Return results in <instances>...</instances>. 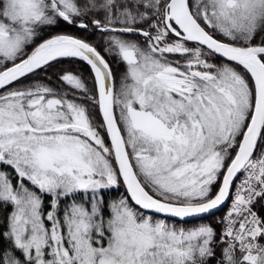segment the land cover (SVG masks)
<instances>
[{
    "label": "snow or ice",
    "instance_id": "obj_1",
    "mask_svg": "<svg viewBox=\"0 0 264 264\" xmlns=\"http://www.w3.org/2000/svg\"><path fill=\"white\" fill-rule=\"evenodd\" d=\"M0 264H264V0H0Z\"/></svg>",
    "mask_w": 264,
    "mask_h": 264
},
{
    "label": "trees",
    "instance_id": "obj_2",
    "mask_svg": "<svg viewBox=\"0 0 264 264\" xmlns=\"http://www.w3.org/2000/svg\"><path fill=\"white\" fill-rule=\"evenodd\" d=\"M58 30L75 31V29L70 28V27L65 26V25H62L61 28ZM93 39H97V37H93ZM76 67L80 68L86 75L88 74V69L85 65H76ZM113 69H114V72H116V73H117L118 69H120V72H121V69H124V66L122 64H113ZM123 192H124V189L121 187L118 190L111 192L109 198H111V199L118 198L119 195ZM222 210L215 212L214 215L205 217L203 220H201V219L191 220L190 224L191 223H201V222L211 223V222L215 221L219 216H221Z\"/></svg>",
    "mask_w": 264,
    "mask_h": 264
},
{
    "label": "rangeland",
    "instance_id": "obj_3",
    "mask_svg": "<svg viewBox=\"0 0 264 264\" xmlns=\"http://www.w3.org/2000/svg\"><path fill=\"white\" fill-rule=\"evenodd\" d=\"M119 73H120V69L117 70V74H119ZM226 206H227V205H226ZM226 208H227V207H225V208L222 210V214H223V212L226 210ZM222 214H221V215H222Z\"/></svg>",
    "mask_w": 264,
    "mask_h": 264
},
{
    "label": "water",
    "instance_id": "obj_4",
    "mask_svg": "<svg viewBox=\"0 0 264 264\" xmlns=\"http://www.w3.org/2000/svg\"><path fill=\"white\" fill-rule=\"evenodd\" d=\"M224 206H225V205H224ZM224 206H222L219 210L223 209ZM219 210H217L216 212H218ZM191 220H196V219L193 218V219H191ZM191 220H190V221H191Z\"/></svg>",
    "mask_w": 264,
    "mask_h": 264
},
{
    "label": "flooded vegetation",
    "instance_id": "obj_5",
    "mask_svg": "<svg viewBox=\"0 0 264 264\" xmlns=\"http://www.w3.org/2000/svg\"><path fill=\"white\" fill-rule=\"evenodd\" d=\"M123 71H124V69H121V72H123ZM121 72H120V73H121Z\"/></svg>",
    "mask_w": 264,
    "mask_h": 264
},
{
    "label": "built area",
    "instance_id": "obj_6",
    "mask_svg": "<svg viewBox=\"0 0 264 264\" xmlns=\"http://www.w3.org/2000/svg\"><path fill=\"white\" fill-rule=\"evenodd\" d=\"M227 207V206H226Z\"/></svg>",
    "mask_w": 264,
    "mask_h": 264
}]
</instances>
